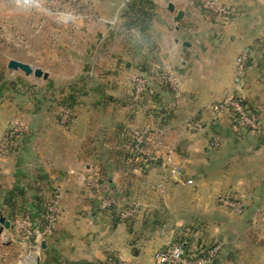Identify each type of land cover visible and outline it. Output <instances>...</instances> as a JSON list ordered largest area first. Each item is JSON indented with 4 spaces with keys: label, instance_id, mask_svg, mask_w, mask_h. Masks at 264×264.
<instances>
[{
    "label": "crops",
    "instance_id": "obj_1",
    "mask_svg": "<svg viewBox=\"0 0 264 264\" xmlns=\"http://www.w3.org/2000/svg\"><path fill=\"white\" fill-rule=\"evenodd\" d=\"M95 1L102 0H88ZM191 1L167 3L183 12L178 22L168 6L99 13L123 23L92 27V47L105 48L106 58L88 64L80 88L61 92L72 104L67 125L41 123L19 107L0 112V138L12 123L21 126L14 150L0 156V210L11 222L0 236V264H22L30 253L39 264H156L154 252L178 239L193 251L217 245L212 264H264V0H230L241 13L225 26L190 13ZM142 14L137 27L127 26ZM240 53L249 59L242 81L234 76ZM162 75L175 77L177 94ZM135 76L148 79L145 99L132 94ZM232 91L256 108V131L209 110ZM134 133L144 138L143 162L124 159ZM223 196L238 199L242 214L220 204ZM104 197L113 210L101 209ZM56 203L61 215L44 234V212ZM129 206L134 220L117 222ZM23 212L34 227L27 241L16 239Z\"/></svg>",
    "mask_w": 264,
    "mask_h": 264
},
{
    "label": "rangeland",
    "instance_id": "obj_2",
    "mask_svg": "<svg viewBox=\"0 0 264 264\" xmlns=\"http://www.w3.org/2000/svg\"><path fill=\"white\" fill-rule=\"evenodd\" d=\"M114 1V7L107 9V2L104 3V0L101 3L98 1L89 3L88 0H0V112L9 111V107L12 109L19 107L25 116L33 113L35 119L41 123H51L53 119L61 125L70 123L68 118L71 119L69 115L71 109L68 111L62 109H66L67 102L62 98L61 92L66 93L68 87L71 86L70 83L80 88V80L83 77H88V64L94 63L97 59L104 60L106 58V54L103 55L101 52L105 48L96 52L95 47H92L95 40L98 42V37L90 34L92 27H94V31L103 25L110 29H117L123 23L115 15L112 18H102L99 13L128 11L126 13L130 14L133 13L130 11L131 6L137 3L135 0H127L124 3H122L124 0ZM147 1L146 10L155 11L159 8L161 13H167L165 10L169 0ZM250 3H255V0ZM190 5H192L193 11L190 13H202L205 19L215 20L222 26H225L232 18L223 17L217 13H231L232 17L234 13H241L240 10L232 6L230 0H192ZM171 13H177V11ZM242 55L243 53L238 55L234 65V76L239 81L245 78V75L240 78L236 72L237 59ZM9 60L38 68L43 73H47V78L44 80L35 78L33 75L25 76L20 70H8ZM162 76L159 78L160 83L165 84L172 91L166 84V80L172 78L175 80L178 90V83L174 76ZM131 78L132 83L135 78H143L148 83V79L142 76ZM149 87L148 84L146 89L149 90ZM229 95L239 101H246L233 91L227 93L222 100ZM63 102H65V106H62ZM58 109H61L60 113H58ZM64 111H67L66 114L63 113ZM251 111L256 112V108L251 106V110L248 112L253 116ZM28 112L30 113L28 114ZM188 124L192 127L190 122ZM236 124L243 130H249L241 126L237 119ZM20 127L19 123L14 122L7 132L18 133ZM5 134L0 138V148ZM136 134L139 133L132 134L131 139ZM16 143L17 140L10 141L9 147L14 149ZM10 148L6 152H1L0 156L13 151ZM146 157L148 156L146 155ZM164 162L169 163L170 159ZM17 235L16 239H22L19 233ZM3 253L0 248V259ZM17 253H13L15 260Z\"/></svg>",
    "mask_w": 264,
    "mask_h": 264
},
{
    "label": "built area",
    "instance_id": "obj_3",
    "mask_svg": "<svg viewBox=\"0 0 264 264\" xmlns=\"http://www.w3.org/2000/svg\"><path fill=\"white\" fill-rule=\"evenodd\" d=\"M223 17H232L231 13H217ZM247 55L243 54L241 57L237 59L236 72L238 76L244 77L247 67ZM166 84L168 87L177 94L176 82L172 78H168L166 80ZM147 81L143 78H135L133 79V95L136 100L141 99L142 94L145 93L147 88ZM212 112H225L228 117L231 119L230 110L235 113L236 119L239 121L241 126L248 128L249 130L255 131L258 129V122L256 119L244 109V107L240 104L238 99H234L232 96H228L224 100L214 104L211 108H209ZM192 124L193 129H201L202 124L198 122H190ZM8 133H6L2 139L0 154L1 152H6L7 145L10 143L8 140ZM132 141L134 142L133 152L137 155H141L142 157H146L147 153L143 148L144 138L143 135L136 134L134 135ZM6 154V153H5ZM188 185L192 184V181L187 182ZM220 204L224 205L228 209H230L233 213L237 215H241L243 212V204L235 198H231L229 196H223L218 199ZM101 209L106 210L110 207L115 206V201L112 198L104 197L101 200ZM137 209L135 206H129L127 209L120 212L118 218L120 221H125L127 219H134L136 217ZM61 215V210L59 206L56 204H50L47 207V214L45 215V229L44 234L48 233L53 226V224L57 221V219ZM17 230L19 234L22 236V239L28 240L31 238L33 234V223L30 217L26 215H22L16 223ZM219 247L217 245H212V247L207 252H200L195 254H187L180 244H173L167 249L157 250L153 255V259L156 264H212L214 261L216 254L218 253ZM202 253V254H201ZM199 254H201L199 256ZM120 264H129L124 263L117 260ZM133 264V263H132Z\"/></svg>",
    "mask_w": 264,
    "mask_h": 264
},
{
    "label": "trees",
    "instance_id": "obj_4",
    "mask_svg": "<svg viewBox=\"0 0 264 264\" xmlns=\"http://www.w3.org/2000/svg\"><path fill=\"white\" fill-rule=\"evenodd\" d=\"M136 2V4L134 5V6H131V10L133 11V13L135 12V13H146V11L144 12V10H146L145 9V6L148 4V1L147 0H135ZM139 6V7H138ZM144 17V15L142 14V15H140V20L139 19H137V20H129V21H127L126 23H127V26L128 27H137L138 26V23H140V22H142L143 20H142V18ZM127 27V29H129ZM246 67L248 68L249 67V59H248V57H247V63H246ZM165 88H167V86H165ZM168 89V88H167ZM169 90V89H168ZM147 89H146V91H145V93H143L142 94V97H141V99H145V95L147 94ZM169 92L172 94V95H174L175 93L174 92H172V91H170L169 90ZM141 99H139V100H141ZM64 101H66L67 103V107H66V109H64V108H62L63 110H70L71 109V106H72V104H71V102H69V100H67V99H65ZM240 102V104L244 107V109H246V111H248V112H250V110H251V106L248 104V102H246V101H239ZM65 104V102H63V104H62V106H65L66 105ZM61 108V107H60ZM67 111H64L63 113H65L66 114V112ZM71 113V112H70ZM251 113L253 114V116H255V112L254 111H251ZM230 115H231V119H230V121L232 122V124H234V125H238V124H236V115H235V113L234 112H232L231 110H230ZM70 118H72V116L70 117ZM256 119V118H255ZM68 122H70L71 121V119H69L68 118ZM245 131H249V130H247V129H244ZM8 134H7V136H8V140H9V142L10 141H15V140H17V137H18V135H19V133H13V132H11V131H9V132H7ZM127 144H129V149H130V151H132L133 150V147H134V142L132 141V139H131V141L129 142V143H127ZM144 145H145V142H143V148H144ZM13 147V146H12ZM10 147H9V144L7 145V149L6 150H8ZM10 150H14V149H11L10 148ZM133 152V151H132ZM139 158H141V160L139 159ZM124 159H125V161H133L134 159L136 160V159H138V161H141V162H143V160H145V157H142L141 155H137L136 153H134L133 152V154H131V155H128V154H125V157H124ZM19 196H23V193L21 194H19ZM109 198H111V197H109ZM114 209V207L112 206V207H110V208H108V209H106V210H113ZM121 212V211H120ZM120 212L118 213V214H115V219H116V221L117 222H122V223H131L134 219H127V220H125V221H120L119 220V218H118V216H119V214H120ZM28 215V213H26V212H23L22 213V215ZM44 214L46 215L47 214V209L45 210V212H44ZM29 216V215H28ZM30 217V216H29ZM31 219V218H30ZM44 223H45V218H44ZM176 243L177 244H180V245H182L183 246V248H184V250H185V252L187 253V254H195V253H200V252H207L211 247H212V245H210V246H207V247H199L198 249H196V250H194L193 251V248H192V245H191V243L189 242V241H187V240H183V239H178V240H176ZM175 243V244H176ZM202 254V253H201ZM201 254H199V256L201 255ZM111 261H112V264H120V263H118V261L117 260H115V259H111Z\"/></svg>",
    "mask_w": 264,
    "mask_h": 264
},
{
    "label": "water",
    "instance_id": "obj_5",
    "mask_svg": "<svg viewBox=\"0 0 264 264\" xmlns=\"http://www.w3.org/2000/svg\"><path fill=\"white\" fill-rule=\"evenodd\" d=\"M168 10L170 12L174 11V7L172 6L171 3L168 4ZM183 16V12L179 11L176 14V17L174 19L175 22H178ZM7 69L16 71L20 70L23 72L25 76L33 75L35 78H42L46 79L47 78V73H43L42 70L38 68H34L28 64L15 61V60H9L7 63ZM176 181V174L172 177ZM11 227V222L4 216L2 211L0 210V236L3 235L4 231H8ZM45 247V243L41 244V248ZM22 264H39V257L33 253H30L26 257L22 259Z\"/></svg>",
    "mask_w": 264,
    "mask_h": 264
}]
</instances>
